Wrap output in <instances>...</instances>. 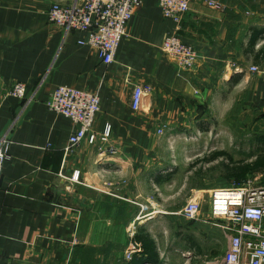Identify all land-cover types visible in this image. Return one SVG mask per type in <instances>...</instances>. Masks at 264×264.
<instances>
[{
    "label": "crops",
    "instance_id": "1",
    "mask_svg": "<svg viewBox=\"0 0 264 264\" xmlns=\"http://www.w3.org/2000/svg\"><path fill=\"white\" fill-rule=\"evenodd\" d=\"M80 1L0 0V134L11 140L0 175V264H75L84 210L95 214L104 199L130 241L140 227L152 237L147 225L164 213V173L177 157L158 148L205 145L220 127L212 113L232 106L264 111V0H192L179 22L142 0L107 66L78 44L83 32L48 21L52 4ZM172 34L196 49L194 68L161 52ZM16 82L27 85L22 99L7 95ZM58 85L98 92L93 143L65 150L73 124L44 104ZM136 86L151 91L134 109Z\"/></svg>",
    "mask_w": 264,
    "mask_h": 264
},
{
    "label": "built area",
    "instance_id": "2",
    "mask_svg": "<svg viewBox=\"0 0 264 264\" xmlns=\"http://www.w3.org/2000/svg\"><path fill=\"white\" fill-rule=\"evenodd\" d=\"M162 14L179 22L188 11L192 0H157ZM142 0H81L70 6L52 4L47 11L48 21L64 31H81L84 37L77 42L93 49L100 62L110 64L120 40L127 33V25ZM161 52L174 58L183 70L194 68L197 62L196 49L178 35L166 36L161 44ZM251 71L256 67L251 66ZM149 86H136L132 93L131 106L137 109L144 95L149 94ZM27 85L14 83L7 95L22 99L26 96ZM48 110L69 119L73 130L69 136L70 150L82 140L93 143L97 138L93 131L96 114L100 110L98 92L79 90L58 85L44 101ZM106 129L100 137L105 140ZM11 140L7 133L0 134V175L9 157ZM208 214L215 227L227 233L225 251L206 264H264V185L255 186L251 180L241 183L216 186L208 191ZM193 191L176 214L187 220H204L201 212L202 197ZM131 244L129 256L135 252Z\"/></svg>",
    "mask_w": 264,
    "mask_h": 264
},
{
    "label": "rangeland",
    "instance_id": "3",
    "mask_svg": "<svg viewBox=\"0 0 264 264\" xmlns=\"http://www.w3.org/2000/svg\"><path fill=\"white\" fill-rule=\"evenodd\" d=\"M233 107L224 114L212 113L211 125L218 124L220 127L210 129L212 138L205 145L190 144L191 151L185 145L176 144L158 148L164 158L177 156L169 162L174 167L168 165L173 170L164 173L168 175V178H163L162 183L164 213L158 218L156 225H147L160 256L158 264H206L215 256L223 254L226 249L227 233L212 224L214 219H209L208 191L216 186L238 183L227 180L223 174L222 165L227 159L232 162H250L256 156L264 154V111H253L245 106H236V109ZM218 150L225 152L227 157H219L209 163L201 161L204 156L208 157ZM184 152L190 155L180 159L178 155L181 156ZM192 163L194 164L191 166ZM247 180H251L255 186L264 185V171L246 174L242 182ZM197 190L202 197L201 212L205 219L187 220L176 214L192 192ZM84 193L89 198L90 192ZM103 203L104 205L99 204L95 214L91 215L87 208L84 210L81 224L82 246L78 247L72 263L119 264L130 259L129 246L133 242L130 241L129 226L124 224V220L111 216L112 210L107 208L106 199ZM123 211L119 210L120 213ZM108 216L114 223L107 220ZM135 248L137 251L136 246Z\"/></svg>",
    "mask_w": 264,
    "mask_h": 264
},
{
    "label": "trees",
    "instance_id": "4",
    "mask_svg": "<svg viewBox=\"0 0 264 264\" xmlns=\"http://www.w3.org/2000/svg\"><path fill=\"white\" fill-rule=\"evenodd\" d=\"M226 156L227 154L222 151H216L211 153L208 157L204 156L201 161L212 162L217 160L219 157ZM228 160H230L228 162ZM194 163L191 164V166ZM223 174L227 180H234L236 182H242L246 174L259 173L264 171V154H260L250 162H232L231 159L222 165ZM132 242L137 247V251L133 252L129 260L123 261L119 264H158L160 263V256L157 251L155 241L152 239L150 234L143 228L140 227L132 238Z\"/></svg>",
    "mask_w": 264,
    "mask_h": 264
}]
</instances>
